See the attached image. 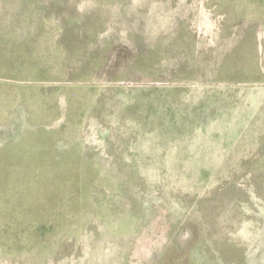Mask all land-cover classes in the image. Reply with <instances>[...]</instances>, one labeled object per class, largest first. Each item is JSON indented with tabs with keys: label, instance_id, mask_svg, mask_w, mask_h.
<instances>
[{
	"label": "rangeland",
	"instance_id": "1",
	"mask_svg": "<svg viewBox=\"0 0 264 264\" xmlns=\"http://www.w3.org/2000/svg\"><path fill=\"white\" fill-rule=\"evenodd\" d=\"M1 148L0 264H264V0H0Z\"/></svg>",
	"mask_w": 264,
	"mask_h": 264
},
{
	"label": "crops",
	"instance_id": "2",
	"mask_svg": "<svg viewBox=\"0 0 264 264\" xmlns=\"http://www.w3.org/2000/svg\"><path fill=\"white\" fill-rule=\"evenodd\" d=\"M243 42L244 41H238V43H243ZM54 145L55 146H61V148H64L65 143L59 140L58 143H56ZM63 152H64V149H63ZM6 155L7 154H4L3 149L1 148V150H0V163H3L6 160ZM7 159H8V156H7Z\"/></svg>",
	"mask_w": 264,
	"mask_h": 264
}]
</instances>
